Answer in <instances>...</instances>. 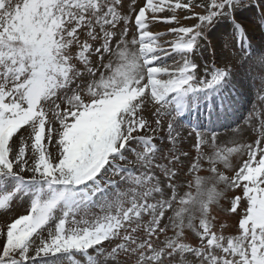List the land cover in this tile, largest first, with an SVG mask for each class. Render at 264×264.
<instances>
[{
	"label": "snow or ice",
	"instance_id": "6c2138e0",
	"mask_svg": "<svg viewBox=\"0 0 264 264\" xmlns=\"http://www.w3.org/2000/svg\"><path fill=\"white\" fill-rule=\"evenodd\" d=\"M257 7L264 21V0H145L131 14L123 0H0V210L30 201L0 232V264H264V121L254 141L227 148L190 122L194 162L178 128L202 101L210 123L232 111L238 76L258 78L264 92V32L254 45L240 21ZM222 21L239 70L213 63L201 74L192 57ZM153 22L167 32H152ZM205 160L211 175L180 195L184 170L198 173ZM112 176L128 189L109 199ZM230 190L238 234L225 236L211 208ZM92 206L103 215L87 218Z\"/></svg>",
	"mask_w": 264,
	"mask_h": 264
},
{
	"label": "rangeland",
	"instance_id": "374dc122",
	"mask_svg": "<svg viewBox=\"0 0 264 264\" xmlns=\"http://www.w3.org/2000/svg\"><path fill=\"white\" fill-rule=\"evenodd\" d=\"M133 0H128L127 4L130 3ZM193 22H190V24H192ZM251 31L253 33H255V27L251 28ZM257 43L259 44L260 42V38L256 39ZM218 45H220V43L218 42ZM220 48V47H219ZM228 142H233V141H237L240 142V136H231L228 137L226 139ZM114 180L116 181V184L119 187H110V191H108V198L109 199H114L115 198V194L118 192L123 191L125 184L120 180V178L118 176H114ZM184 192L180 190V195H183ZM97 200H99V197H97ZM226 201L225 197H222L221 200L219 201V203L216 204L215 209L218 211V213H223L224 212V202ZM97 215H103V213L101 212L100 207L98 206H92L89 210V214L87 218H91ZM225 236H227L226 234H224ZM1 240V239H0Z\"/></svg>",
	"mask_w": 264,
	"mask_h": 264
}]
</instances>
